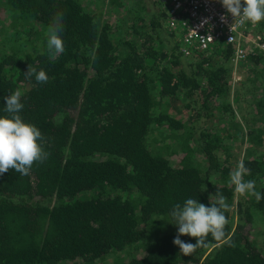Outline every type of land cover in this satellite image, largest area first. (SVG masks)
<instances>
[{
	"label": "trees",
	"instance_id": "16d2710c",
	"mask_svg": "<svg viewBox=\"0 0 264 264\" xmlns=\"http://www.w3.org/2000/svg\"><path fill=\"white\" fill-rule=\"evenodd\" d=\"M4 10L19 22L0 27V117L10 118L4 97L20 89L18 114L48 155L26 176L0 174V264H264L255 237L264 220V54L239 63L251 71L239 99L230 45L184 64L160 16L144 19L138 3L0 0ZM57 13L64 51L52 58L46 33ZM29 65L47 82L26 79ZM202 111L211 122L196 132ZM240 161L262 199L241 195L235 223L223 210L224 239L209 235L208 247L183 255L173 244L175 205L211 207L220 193L229 207Z\"/></svg>",
	"mask_w": 264,
	"mask_h": 264
},
{
	"label": "clouds",
	"instance_id": "9594fccd",
	"mask_svg": "<svg viewBox=\"0 0 264 264\" xmlns=\"http://www.w3.org/2000/svg\"><path fill=\"white\" fill-rule=\"evenodd\" d=\"M220 2L233 18V23L256 24L264 20V0H220ZM220 19L225 22L227 17L221 16ZM62 30V13H57L46 33L47 49L52 58L64 51L63 41L59 35ZM33 76L38 83H46L48 80L43 70L37 72L29 65L25 78L30 79ZM21 97L20 89L4 97L5 112L10 118L0 117V174L12 169L26 176L34 163L43 162L48 155L38 143L43 139L41 132L35 126L25 123L18 114L23 109ZM250 174L251 170L240 161L236 169L230 173L228 184L234 186L235 193L249 194L259 202L262 196L255 191V180H244V176ZM227 208L226 198L220 193L215 194V201L211 203V207L198 203L193 198L186 199L183 206L175 205L171 216L178 233L173 244L183 255L189 256L197 248L208 247L206 238L209 235L216 241L223 240L224 228L228 222L223 210ZM180 236L194 238L196 243H186L180 239Z\"/></svg>",
	"mask_w": 264,
	"mask_h": 264
},
{
	"label": "built area",
	"instance_id": "2783aa9c",
	"mask_svg": "<svg viewBox=\"0 0 264 264\" xmlns=\"http://www.w3.org/2000/svg\"><path fill=\"white\" fill-rule=\"evenodd\" d=\"M221 16L227 20L222 22ZM165 20L169 27L178 30V49L183 56L206 51L219 43L232 47L235 64L246 60L251 51L264 54V28L258 23H233L220 0H169Z\"/></svg>",
	"mask_w": 264,
	"mask_h": 264
},
{
	"label": "rangeland",
	"instance_id": "374dc122",
	"mask_svg": "<svg viewBox=\"0 0 264 264\" xmlns=\"http://www.w3.org/2000/svg\"><path fill=\"white\" fill-rule=\"evenodd\" d=\"M122 3H125V5H127L128 7H132V6H136L138 3V6L140 8V14L143 16L144 19H149L153 14L160 16V20L162 22V24L166 27L163 28V32L162 35L165 39V43H167L169 46H173L175 43L178 42V37H179V32L177 29H174L172 27H169L166 23L165 20V8L167 6V3L169 0H119ZM104 2V0H103ZM105 2L107 3V0H105ZM112 12H110V16H108L111 20L112 18H114L115 14H117L115 11H113L111 9ZM9 12H7L6 10H4L3 12H1L0 14V27L2 26H6L7 24H9L12 21V18L19 22V20H17L16 18H14L13 16L10 17ZM107 18V16H106ZM137 40L138 37H135ZM193 56H183L181 55L182 59H183V63H189L190 61L194 60ZM249 62L250 59H246L243 62ZM231 64H232V73H231V85H230V89L231 92H238V94L240 95L239 99H242V97H244V95L246 94V91L248 90V88L250 87V80H249V72L246 73V70L244 68L240 69L239 64H235L233 62V60L231 59ZM240 69V70H239ZM231 102L234 103L235 101V97L233 96V94L230 96ZM244 101V100H243ZM199 105V104H197ZM236 104H232L235 114L237 115L238 118H240V112L238 111V108H236L235 106ZM239 112V113H238ZM213 113L216 114L217 111L213 110ZM207 111H202L201 115L199 118H195V120L193 121V125L195 126V130L196 132L201 131V127L203 126V124L205 122H211L210 121V114ZM242 120V118H241ZM247 128H245L246 130ZM172 139H176L179 138L178 135L176 134H172L171 135ZM263 147V146H262ZM239 159H241L242 157V152L239 153ZM242 196L239 194L235 195L234 200L231 202V204L229 205L228 209L225 210L226 214L228 212L230 218V220H233V222H236V216L237 214L234 212V208L236 207V202L237 200L241 199ZM228 210V211H227ZM256 230H255V237L256 240L260 243V245L264 248V220L258 218L256 221ZM109 259V258H107Z\"/></svg>",
	"mask_w": 264,
	"mask_h": 264
},
{
	"label": "crops",
	"instance_id": "0c3cea01",
	"mask_svg": "<svg viewBox=\"0 0 264 264\" xmlns=\"http://www.w3.org/2000/svg\"><path fill=\"white\" fill-rule=\"evenodd\" d=\"M105 1V0H104Z\"/></svg>",
	"mask_w": 264,
	"mask_h": 264
}]
</instances>
